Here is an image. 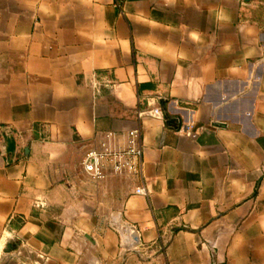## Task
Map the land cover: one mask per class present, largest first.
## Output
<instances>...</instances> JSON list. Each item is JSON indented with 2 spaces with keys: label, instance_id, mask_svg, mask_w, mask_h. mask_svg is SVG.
Masks as SVG:
<instances>
[{
  "label": "crops",
  "instance_id": "crops-1",
  "mask_svg": "<svg viewBox=\"0 0 264 264\" xmlns=\"http://www.w3.org/2000/svg\"><path fill=\"white\" fill-rule=\"evenodd\" d=\"M0 264H264V0H0Z\"/></svg>",
  "mask_w": 264,
  "mask_h": 264
},
{
  "label": "built area",
  "instance_id": "built-area-1",
  "mask_svg": "<svg viewBox=\"0 0 264 264\" xmlns=\"http://www.w3.org/2000/svg\"><path fill=\"white\" fill-rule=\"evenodd\" d=\"M143 116L163 119L159 107L148 112H138V119ZM190 129L189 126H185L183 134L189 135ZM141 157L139 128L128 131L124 142H121L120 135L115 132H107L96 147L84 154L81 166L83 173L92 180H102L113 175L133 177L139 173ZM134 193L142 196L147 195V191L141 187L136 188Z\"/></svg>",
  "mask_w": 264,
  "mask_h": 264
},
{
  "label": "rangeland",
  "instance_id": "rangeland-1",
  "mask_svg": "<svg viewBox=\"0 0 264 264\" xmlns=\"http://www.w3.org/2000/svg\"><path fill=\"white\" fill-rule=\"evenodd\" d=\"M84 157V156H83ZM83 159V158H82ZM81 162H82V160H81ZM81 162H80V164L79 165H77L76 167H73V168H71L70 169V171H71V174H73L74 175V177L76 178V177H79L80 179H85V177L86 178H88V179H90L91 181H94V182H96V181H100V180H92L91 178H89L88 176H86L84 173H83V171H82V166H81ZM109 177H126L127 179H130V176H121V175H113V176H107V177H105V178H109ZM104 178V179H105ZM104 179H102V180H104Z\"/></svg>",
  "mask_w": 264,
  "mask_h": 264
},
{
  "label": "water",
  "instance_id": "water-1",
  "mask_svg": "<svg viewBox=\"0 0 264 264\" xmlns=\"http://www.w3.org/2000/svg\"><path fill=\"white\" fill-rule=\"evenodd\" d=\"M163 110H164V108H163ZM164 120L168 126L172 127L175 130L179 129L180 123H179V120L177 118L164 115ZM10 248H11V246L9 245L7 249L9 250Z\"/></svg>",
  "mask_w": 264,
  "mask_h": 264
}]
</instances>
